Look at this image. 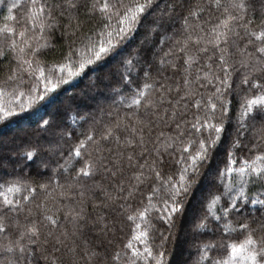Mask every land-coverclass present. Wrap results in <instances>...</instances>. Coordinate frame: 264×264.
<instances>
[{
  "label": "snow or ice",
  "instance_id": "obj_1",
  "mask_svg": "<svg viewBox=\"0 0 264 264\" xmlns=\"http://www.w3.org/2000/svg\"><path fill=\"white\" fill-rule=\"evenodd\" d=\"M0 13V121L45 109L13 153L20 171L0 177V264H169L178 218L192 264H264V0H0ZM108 65L93 81L107 110L46 111ZM36 162L47 179L30 178Z\"/></svg>",
  "mask_w": 264,
  "mask_h": 264
},
{
  "label": "trees",
  "instance_id": "obj_2",
  "mask_svg": "<svg viewBox=\"0 0 264 264\" xmlns=\"http://www.w3.org/2000/svg\"><path fill=\"white\" fill-rule=\"evenodd\" d=\"M259 9V2L256 5ZM2 15L0 13V22H2ZM151 23V20H146L144 27H148ZM144 28L141 29V33H138L139 36L143 33ZM59 33H56V37L52 38L49 42L51 44L57 45V48L54 52H50L47 57L42 59H47L50 63L55 59L59 58V45L61 41L58 39ZM43 42V41H42ZM0 67H3L0 64ZM112 68L115 71L113 65L105 66L98 73L89 72L86 77L77 78L75 81L71 82L68 85H62L57 91L52 95V103L47 105L46 111L53 114H63L65 110H79L81 113L94 111L97 106L108 109L111 104V100H106L105 96L108 95L107 90L103 85L98 87L93 86V81L96 79V76H103L105 72ZM102 102L101 105H98L97 101ZM40 103H46L40 102ZM45 109H41L39 113L33 112L32 110H26L25 112L19 113L17 116L9 118L7 121H0V134L3 132H9L10 135L7 138H0V163L3 166H0V177L4 179L9 178V174L19 172L20 169L17 168V163L19 157L13 155V153L19 152V150L28 143H35L37 139V122L39 115L44 114ZM45 118H48L47 116ZM21 124H24L25 129L20 128ZM13 131V132H12ZM220 156H223L222 149L220 150ZM37 171L40 173L37 175ZM27 174V170L25 172ZM50 174L49 169H45L39 162L31 164V179L36 180H45ZM2 182V181H0ZM187 218H178L175 221L174 227L171 230V235L169 236L168 243L165 245L166 259L169 264H174V258L179 246L182 248V251L186 252V258L180 261V264H192V259L195 255V250L189 246V235L188 229L185 231V225ZM161 230L164 231L165 235H169L167 226L160 225ZM129 234V227L125 225L123 232L119 235V239H125ZM186 235L185 239H182V236ZM233 239L237 241L243 239L242 236L234 235ZM155 244H159V239H156ZM34 264H45L42 258L37 257L34 260Z\"/></svg>",
  "mask_w": 264,
  "mask_h": 264
},
{
  "label": "rangeland",
  "instance_id": "obj_3",
  "mask_svg": "<svg viewBox=\"0 0 264 264\" xmlns=\"http://www.w3.org/2000/svg\"><path fill=\"white\" fill-rule=\"evenodd\" d=\"M98 105H101L102 102L100 100L97 101ZM20 128L22 129H25V126L24 124H21V126H19ZM13 132V131H12ZM10 135V133L8 132H2L0 134V138L3 139V138H7L8 136ZM185 231L189 228V224H188V221L186 222V225H185ZM186 238V235H183L182 236V239H185ZM186 258V252L182 251V248L179 246V250H177L176 252V255H175V258H174V264H180V261L185 259Z\"/></svg>",
  "mask_w": 264,
  "mask_h": 264
}]
</instances>
